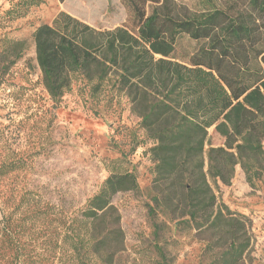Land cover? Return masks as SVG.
<instances>
[{"label": "trees", "instance_id": "1", "mask_svg": "<svg viewBox=\"0 0 264 264\" xmlns=\"http://www.w3.org/2000/svg\"><path fill=\"white\" fill-rule=\"evenodd\" d=\"M9 1L4 15L16 18L44 0ZM122 2L129 24L99 28L61 12L36 28L44 87L60 101L82 79L93 98L130 101L152 143L147 208L157 264H174L168 242L179 231L201 243L200 264H248L251 221L218 193L238 165L252 187L264 174V0H205V10L185 18L170 0ZM25 49L0 38V85ZM212 127L225 140L206 150ZM140 189L134 170L112 172L82 208L60 209L59 264H115L125 232L113 198ZM18 234L13 213L0 209V264H28L11 255Z\"/></svg>", "mask_w": 264, "mask_h": 264}, {"label": "rangeland", "instance_id": "2", "mask_svg": "<svg viewBox=\"0 0 264 264\" xmlns=\"http://www.w3.org/2000/svg\"><path fill=\"white\" fill-rule=\"evenodd\" d=\"M170 1L181 18L207 7L205 0ZM9 7V0H0V38L24 41L26 46L0 85V209L13 213L20 232L11 255L22 254L28 264H59L60 209L72 213L82 208L110 173L134 170L141 189L113 198L125 232V249L115 264H157L147 208L152 143L131 112L130 101L109 92L93 98L82 79L75 80L60 101H53L34 44L36 28L52 23L61 12L95 27L114 28L129 24V11L122 0H44L25 15L9 18L4 15ZM183 45H189L187 38ZM224 140L210 128L206 150ZM218 194L251 221L247 263L264 264V174L252 187L238 165L232 184H221ZM175 238L168 242L170 256L177 257L174 264H200L201 243L193 232L179 231Z\"/></svg>", "mask_w": 264, "mask_h": 264}]
</instances>
